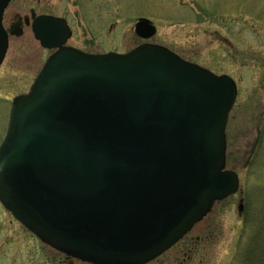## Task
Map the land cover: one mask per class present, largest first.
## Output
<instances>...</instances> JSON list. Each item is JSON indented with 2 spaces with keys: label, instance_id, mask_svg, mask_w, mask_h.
I'll return each mask as SVG.
<instances>
[{
  "label": "water",
  "instance_id": "obj_1",
  "mask_svg": "<svg viewBox=\"0 0 264 264\" xmlns=\"http://www.w3.org/2000/svg\"><path fill=\"white\" fill-rule=\"evenodd\" d=\"M10 3L0 0V67ZM33 20L40 46L56 52L13 101L0 203L69 258L148 264L239 190L238 175L225 170L237 85L159 45L86 54L67 46L65 19ZM155 29L142 18L134 31L149 40Z\"/></svg>",
  "mask_w": 264,
  "mask_h": 264
},
{
  "label": "rangeland",
  "instance_id": "obj_2",
  "mask_svg": "<svg viewBox=\"0 0 264 264\" xmlns=\"http://www.w3.org/2000/svg\"><path fill=\"white\" fill-rule=\"evenodd\" d=\"M9 6L6 27L15 14L30 16L34 9L66 19L73 30L68 46L83 52L123 54L147 42L236 81L238 98L226 128L227 166L240 176V190L189 235L205 237L197 252L183 259L187 242L178 243L155 264H264V0H12ZM141 18L157 28L150 40L134 31ZM33 35L26 28L22 37H11L0 67V144L13 100L29 91L53 54ZM41 244L0 205V264H31L13 258L24 247H37L46 264L52 249Z\"/></svg>",
  "mask_w": 264,
  "mask_h": 264
},
{
  "label": "flooded vegetation",
  "instance_id": "obj_3",
  "mask_svg": "<svg viewBox=\"0 0 264 264\" xmlns=\"http://www.w3.org/2000/svg\"><path fill=\"white\" fill-rule=\"evenodd\" d=\"M8 8H10V6ZM7 10H6V12H7ZM6 12H5L4 16L6 15ZM30 12H31V15L30 16H28V15L27 16L26 15H23L22 16L20 13L15 14L12 17L10 23L7 25V27L5 25V23H6L5 17L3 16L4 17L3 18V25H4L5 29L7 30L8 34L10 35L9 36L10 39H11V36H13V34L18 33V32H21L22 33V36H23L26 28H31L32 29V26L31 25H32V22H33V18H32L33 17V14H35L36 17L39 16V15H37V12L34 9H31ZM221 41L222 42H226V43L228 42L226 39H223L222 37H221ZM177 54L180 57H182V55L180 53H177ZM182 59H185V57H182ZM185 60H187V59H185ZM187 61H189V60H187ZM190 62H192V61H190ZM193 63H195V62H193ZM227 147H228V135H227ZM227 161H228V158H227ZM227 165H228V162H227ZM238 177L240 178V176H238ZM240 186H241V180H240ZM241 202H243V209H244L245 208L244 199H241ZM26 232L29 233L28 231H26ZM30 235L33 238H35L32 234H30ZM189 235L186 236L182 240V242H187V244H185V247L187 248V253H185V254L183 253L184 255L182 254L183 259H185V257H187L189 255H192L193 252H195V250L197 252L198 247L202 244V242H204V239H205V237H198V236L197 237H192V236L189 237ZM207 239H210V236L207 235ZM36 241H38V240L36 239ZM40 246H41V248L42 247L48 248L47 246H45L43 244H41ZM36 248L37 247L31 249V247H29L28 250L25 247L22 248V249L18 248V250H16L17 252L13 256V258L16 257L15 258L16 261H19V259H21V258H25L31 264H42V262L40 261L41 258L37 256V249ZM176 248H177V246H175L173 249H176ZM43 251H44V249H43ZM47 255H48L49 260H48V263H46V264H52V263L53 264H89V263H85V262L80 261V260H77V259H72V258L69 259V257H67L65 255H62V254H60L58 252H55L54 250H50V249H48ZM191 257L192 256L188 257L187 260L190 259ZM157 261L158 260H156L155 262H152L150 264H155Z\"/></svg>",
  "mask_w": 264,
  "mask_h": 264
}]
</instances>
